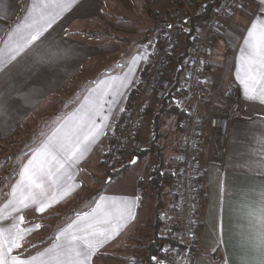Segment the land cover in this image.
I'll return each mask as SVG.
<instances>
[{"label":"crops","instance_id":"obj_1","mask_svg":"<svg viewBox=\"0 0 264 264\" xmlns=\"http://www.w3.org/2000/svg\"><path fill=\"white\" fill-rule=\"evenodd\" d=\"M241 2V8L209 39L210 48L215 42L223 44L221 52L214 56L213 50L205 59L202 86L209 101L201 127L205 152L198 159L200 238L189 264L264 262L260 252L264 71L258 63L250 64L248 55L252 41L264 43V6L259 0ZM174 8L173 0H77L75 4L61 0L47 6L45 0H0V154L7 142L31 125L46 128L19 158L15 175L5 185L0 172V240L7 248L8 230L16 232L13 224L23 236L22 246L13 248L11 256L33 264H69L73 257L63 254L65 246L82 248L86 238L96 249L88 264H96L98 259L108 261L134 229L141 210L139 182L124 187V181L112 185L113 180L84 212L69 215L51 239L38 240L46 234L41 226L45 218L73 208L70 205L84 196L89 178L101 167L127 97L146 74L149 52L161 39L158 16ZM18 30L38 31L39 36L10 59ZM179 56L172 58L160 93L142 104L136 149L154 140L155 117L180 70L182 81L185 70ZM80 82L81 90L72 91ZM232 101L247 107L248 116L234 115ZM56 103L59 107L54 109ZM214 115L229 117L227 138L211 127ZM176 121L165 113L157 129L159 143L176 147L172 154L177 159L182 132ZM22 199L28 208L21 207ZM40 200L46 205L43 212L38 210ZM175 206L170 191L164 198L168 218Z\"/></svg>","mask_w":264,"mask_h":264},{"label":"built area","instance_id":"obj_2","mask_svg":"<svg viewBox=\"0 0 264 264\" xmlns=\"http://www.w3.org/2000/svg\"><path fill=\"white\" fill-rule=\"evenodd\" d=\"M175 8L160 14L159 22L166 25L161 39L149 52L145 76L139 81L137 98L133 105L124 111L120 131L114 134L109 151L114 159L130 150L134 145L133 136L140 124L142 104L160 93L163 76L176 53L183 58L184 76L180 84L183 95L175 100L178 107L186 110L184 133L177 158L178 180L176 192V240L181 246L172 250L171 264H189L192 258V240L199 228L198 214L202 195L199 190L200 170L198 157L205 152L202 145V122L209 101V93L200 86L204 82L206 56L209 54V38L217 34L222 24L241 8V0H221L207 15V3L197 4L195 0H173ZM192 25L194 32L188 54L187 46L177 38V32ZM234 115L248 116V108L237 101L231 102ZM211 127L219 132L222 138L229 135L230 120L226 117H212ZM116 158V159H117ZM111 162V167L113 166ZM130 264H145L142 260L132 259Z\"/></svg>","mask_w":264,"mask_h":264},{"label":"trees","instance_id":"obj_3","mask_svg":"<svg viewBox=\"0 0 264 264\" xmlns=\"http://www.w3.org/2000/svg\"><path fill=\"white\" fill-rule=\"evenodd\" d=\"M220 1L221 0H205V1L195 0L197 4L202 2L207 3V11H208L207 15L209 16L214 9L213 7H215ZM158 26L163 30L166 29V25L164 23L159 22ZM183 30H184L183 33L182 31H178L176 36L180 41H184V43L187 45L184 49V54H188L189 47L191 46V42L193 38L194 29L193 26L189 24ZM183 58L184 56L182 57V59ZM182 64L183 63L180 62V65ZM181 72H182L181 70L178 72L179 77L177 78V81L174 83L173 87L169 90L168 94H166L163 97V101L161 103L159 113L155 117L154 140L149 144L148 147L144 149H136V147L133 146L130 148V150L121 153L118 158L116 157L118 160L115 158L118 163H120V161L123 158H127V157H136L139 161L149 157L151 158L152 161L151 167L150 169H148L147 175L145 177H147V189L150 190L148 196L149 198L154 199L156 204V222L153 225V229H154L153 240L146 247V255L143 258L145 264H171L172 250L181 246V243H179L176 240V231H177V224L175 220L176 206L172 210L174 215L170 218H168L167 213L164 209V198L168 195L170 191H174V195L176 198L178 168H179L177 159L173 157V154L175 153L173 150L176 149V147L175 148L172 147V144L171 147L162 146L159 143L161 135H159L157 129V126L159 127L158 125L159 118L163 116L165 113H169L176 117L177 119L176 128L178 132H182V137H183L184 122L186 120L187 113L184 108L178 107L175 104V100H177L180 96H182L184 92L183 90H180L181 88L180 74H182ZM200 87L203 88V86ZM232 94H233V90L230 91V95ZM136 98H137V88H135L127 97L124 110L119 116L118 122L113 131V135L110 137V141H109L110 145H112L113 143L114 134L120 131L121 129L124 111L129 109L133 105ZM138 127L139 125L137 126V128ZM136 133H137V129L135 131V135L133 136V139L135 138ZM168 148H169V152H167ZM179 153H180V145H179ZM104 157L112 158V155L109 150H107ZM126 169L127 167L124 166L121 168H115L114 166H112L111 169H108L105 173L108 181L106 185H108L110 181H113L115 179H120L121 177H123L125 175ZM144 184L145 183L142 180L139 182L141 193L144 191ZM105 188H102L101 191L97 192L94 198H97L105 190ZM163 215H165V219H166L165 222H163L162 220ZM164 226L167 228L164 235H162L161 231L164 228ZM199 238H200V228H197L191 245L192 255H194L198 250L197 245L199 242Z\"/></svg>","mask_w":264,"mask_h":264},{"label":"rangeland","instance_id":"obj_4","mask_svg":"<svg viewBox=\"0 0 264 264\" xmlns=\"http://www.w3.org/2000/svg\"><path fill=\"white\" fill-rule=\"evenodd\" d=\"M203 1V0H199ZM159 17V16H158ZM159 21V20H158ZM222 41H220L221 43ZM219 42H215L213 47H209L210 54L214 50V56H217L218 53L221 52L223 44H219ZM222 60V56H221ZM183 59H181V63ZM174 67L173 69H175ZM221 79V77L219 78ZM220 83V82H219ZM227 84V83H225ZM221 86V84H220ZM73 88V87H72ZM81 90V82L78 87H75L72 91H80ZM68 92H65V95H62L64 98L67 97ZM59 101V99H57ZM60 103V102H59ZM59 106L58 104H54L53 108L57 109ZM55 112V111H54ZM53 114L50 113L49 117ZM226 117L229 119L227 115H214V117ZM49 117L47 118V122H49ZM50 123V122H49ZM49 123L46 125L48 126ZM33 124V123H32ZM51 126V125H50ZM34 125L31 127L19 132L17 135L13 137L9 142L4 145V148L1 150L0 154V172H3L1 175H5V178L2 179V184H6L16 173L19 158L24 155L27 148L30 146L33 147L35 143L42 137L44 132L46 131L45 124L40 127V124L37 125L36 128ZM31 128V129H30ZM32 128L34 130H32ZM110 147V145H109ZM109 150V148H108ZM15 158L16 161H12ZM118 160V159H117ZM117 160L111 157H104L102 164L99 166L100 168L90 177L86 186L85 192L82 194L84 195L82 198L81 196L70 206L68 210H61L60 212H56L45 218L41 226L45 231L42 233L45 234L43 239H38L40 241L46 239H51L54 235L53 232L62 229L68 221L69 215L78 214L84 212L89 206L91 201L94 199L97 192L101 191L102 188H107V178H106V171L111 169V162H113V166L115 168L127 167L125 175L121 177V179H115L114 184L122 183L124 181L123 186L127 187V184H134L137 186L136 182H140L141 180L146 184H144V191L141 193V210L139 214V219L135 224L134 229L130 232L127 236L123 244L120 248L112 253V257L108 258V261L105 259L102 261L98 259L96 264H130L132 259L143 260L146 255V247L148 244L153 240L154 237V229L153 225L156 222V204L155 200L149 198L150 190L147 189V171L150 169L152 161L151 158L147 157L142 160H138L136 157H127L123 158L120 163ZM104 164V165H103ZM5 172V173H4ZM1 179V178H0ZM166 226V225H165ZM162 229L161 234L164 235L166 228ZM39 241V242H40ZM133 256V258H131ZM127 260V261H126ZM126 262V263H125Z\"/></svg>","mask_w":264,"mask_h":264},{"label":"snow or ice","instance_id":"obj_5","mask_svg":"<svg viewBox=\"0 0 264 264\" xmlns=\"http://www.w3.org/2000/svg\"><path fill=\"white\" fill-rule=\"evenodd\" d=\"M60 3L61 0H45V6H47L48 3ZM77 0H71V3L75 4ZM259 5L264 6V0H259ZM31 24H28L27 27H31ZM39 32H29V33H23L22 30H18V36L16 41L14 42V46L11 48V56L10 59H14L17 52H19L24 47H27L28 44L31 41H34L38 38ZM249 37H252V33L249 32ZM250 57V64L253 62L258 63L260 69L264 71V43H257L255 41H252L249 44V53ZM0 70H2V67H0ZM254 99V97H253ZM261 103H264V100H261ZM88 137L85 138V143L87 142ZM48 146H45V149H47ZM80 150V143L78 142L76 151ZM54 158V157H53ZM28 169H25V172H27ZM35 183V182H34ZM35 186L37 188L42 187L39 183H36ZM15 195V193H13ZM32 203L36 204L37 200L35 197L32 198ZM22 208H28L29 204L25 202L24 199L20 201ZM46 205L43 202V200L39 201V207L38 210L43 212ZM20 209H17L19 211ZM20 220H23V216L19 217ZM262 223H264V216H262ZM13 228L16 229V232L13 233L11 229H9V238L7 240V248L4 247V242L0 240V264H33L31 260H24L21 259L19 256H11L10 253L12 252L13 248H19L21 247L20 241L23 240V236L19 235L18 233L21 231L19 229V226L16 224H13ZM74 239H76L74 237ZM96 249L92 247L90 243L87 242L85 238V244L84 246L77 247L76 245H73L69 243L67 246H65L64 255L72 256L73 260L69 262V264H88L89 259L94 255ZM260 252L261 255L264 256V237H262L260 241ZM59 255V254H57ZM57 264H61L60 261L57 262ZM264 264V262H262Z\"/></svg>","mask_w":264,"mask_h":264},{"label":"water","instance_id":"obj_6","mask_svg":"<svg viewBox=\"0 0 264 264\" xmlns=\"http://www.w3.org/2000/svg\"><path fill=\"white\" fill-rule=\"evenodd\" d=\"M162 220H163V222L166 221V219H165V215L162 216Z\"/></svg>","mask_w":264,"mask_h":264}]
</instances>
